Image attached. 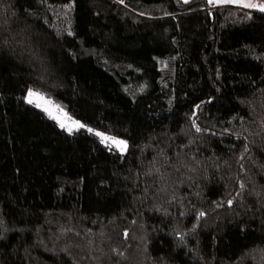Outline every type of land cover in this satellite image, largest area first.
Segmentation results:
<instances>
[{
	"label": "trees",
	"instance_id": "16d2710c",
	"mask_svg": "<svg viewBox=\"0 0 264 264\" xmlns=\"http://www.w3.org/2000/svg\"><path fill=\"white\" fill-rule=\"evenodd\" d=\"M0 264H264V14L0 0Z\"/></svg>",
	"mask_w": 264,
	"mask_h": 264
},
{
	"label": "snow or ice",
	"instance_id": "6c2138e0",
	"mask_svg": "<svg viewBox=\"0 0 264 264\" xmlns=\"http://www.w3.org/2000/svg\"><path fill=\"white\" fill-rule=\"evenodd\" d=\"M209 2L212 3L214 0H209ZM243 6L249 8H258L260 11H264V4L247 2L244 3ZM26 99L29 104H35V106L42 109L49 116V118L55 119L61 128H66L69 132L73 131V129L85 127V125H83L80 121L72 119L65 111L63 106L55 103L53 100L46 97L45 94L39 91L29 89ZM88 130L93 131L92 129ZM96 134L102 138V142L115 145L121 152L126 151V141L107 136L106 134L100 132H97Z\"/></svg>",
	"mask_w": 264,
	"mask_h": 264
},
{
	"label": "rangeland",
	"instance_id": "374dc122",
	"mask_svg": "<svg viewBox=\"0 0 264 264\" xmlns=\"http://www.w3.org/2000/svg\"><path fill=\"white\" fill-rule=\"evenodd\" d=\"M186 1V0H184ZM208 2V4L210 5H214V6H233V7H237V8H242V9H245V10H249V11H256V12H260V13H263L264 14V11H260L258 8H249V7H245L243 6L244 3H247V2H252V3H257V4H264V0H214V2L210 3L209 0H206ZM28 94V93H27ZM27 98V96H26ZM35 105V104H34ZM70 116V115H69ZM72 119L74 120H77L75 118H73L72 116H70ZM55 120V119H54ZM56 121V120H55ZM79 121V120H78ZM81 122V121H80ZM57 125L59 126V123L56 121ZM82 123V122H81ZM83 124V123H82ZM84 125V124H83ZM86 126V125H85ZM60 127V126H59ZM85 128V127H83ZM65 131H67L66 128H63ZM81 129V128H79ZM74 130H77V129H73ZM69 132V131H68ZM72 132V131H71ZM97 132H100V131H97ZM96 132V133H97ZM102 133V132H100ZM107 135V134H106ZM109 136V135H107ZM111 137V136H110ZM101 138V137H100ZM115 138V137H114ZM116 139H119V140H123L125 141L124 139H121V138H116ZM102 140V138H101ZM104 143V142H103ZM110 144V143H108ZM115 146V145H113ZM121 152V151H120ZM125 151H123L122 153H124Z\"/></svg>",
	"mask_w": 264,
	"mask_h": 264
},
{
	"label": "crops",
	"instance_id": "0c3cea01",
	"mask_svg": "<svg viewBox=\"0 0 264 264\" xmlns=\"http://www.w3.org/2000/svg\"><path fill=\"white\" fill-rule=\"evenodd\" d=\"M222 6H224V5H222Z\"/></svg>",
	"mask_w": 264,
	"mask_h": 264
}]
</instances>
